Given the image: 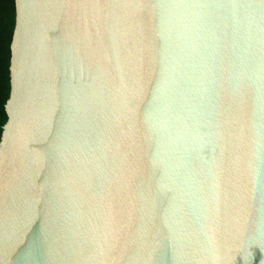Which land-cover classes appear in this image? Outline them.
I'll use <instances>...</instances> for the list:
<instances>
[{
	"label": "water",
	"instance_id": "95a60500",
	"mask_svg": "<svg viewBox=\"0 0 264 264\" xmlns=\"http://www.w3.org/2000/svg\"><path fill=\"white\" fill-rule=\"evenodd\" d=\"M0 264H264V0H16Z\"/></svg>",
	"mask_w": 264,
	"mask_h": 264
},
{
	"label": "trees",
	"instance_id": "16d2710c",
	"mask_svg": "<svg viewBox=\"0 0 264 264\" xmlns=\"http://www.w3.org/2000/svg\"><path fill=\"white\" fill-rule=\"evenodd\" d=\"M16 18V0H0V142L8 122L6 104L11 93V45Z\"/></svg>",
	"mask_w": 264,
	"mask_h": 264
}]
</instances>
